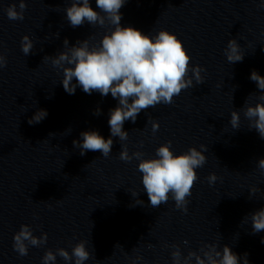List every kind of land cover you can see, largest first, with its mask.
<instances>
[{"label": "clouds", "instance_id": "clouds-1", "mask_svg": "<svg viewBox=\"0 0 264 264\" xmlns=\"http://www.w3.org/2000/svg\"><path fill=\"white\" fill-rule=\"evenodd\" d=\"M127 0H95L96 11L91 6L90 0H71L70 6L65 8L66 19L71 27L83 26L86 22L92 27H104L105 24L114 26L110 32L94 44L89 39L77 41L69 46L67 38L63 41V51L56 56H45L50 59L54 67L63 71L62 84L64 91L75 94L76 88L80 87L85 93L91 95L98 92L102 97L110 93L118 100V106L110 109L108 125L110 137L105 139L98 131H82L81 140H73V146L80 150L83 156L88 151H99L107 158L112 152L113 139L119 137L120 141L128 139V132L123 129L126 121L132 123L141 111L158 104L169 105L174 101L182 90L193 87V78L196 84H202L204 77L201 75L205 69L201 66H191V56L184 47L183 42L176 34L161 29L153 35H146L134 27H122V13L120 9ZM264 8V3L259 5ZM27 8L26 0H19V10L15 3L7 7L6 14L9 20L22 21ZM33 41L28 35L21 39V51L27 56L33 49ZM236 39H229L224 50L227 61L230 64L242 62L244 53L240 50ZM7 66V59L0 52V70ZM189 72L192 76H189ZM75 79V83L73 80ZM250 79L256 82L258 89L262 90L259 101L254 106L243 107L244 116L250 121L249 129H255L260 138L264 139V76L253 70ZM251 95V94H250ZM247 103V99L245 104ZM100 109L94 115H100ZM48 115L46 109H38L28 120L30 125L38 124ZM230 125L233 129L240 128V112L233 110L230 114ZM152 132L159 130V123L151 122ZM53 135V134H50ZM171 141L161 144L155 152V158H143L140 151L129 154L127 145H122L119 159L130 162L132 159L139 161L138 170L142 173V185L146 191L149 206L158 208L166 204L171 198L177 209L187 213V199L192 195V188L199 179L196 169L206 163L204 155L207 148L201 145L203 151L196 147H190L187 151L174 154ZM142 146V142H141ZM258 167L264 170V158L259 159ZM209 184L217 180L215 173L207 177ZM258 188L253 186L250 194H254ZM137 197L139 193H131ZM143 205L142 200L135 201ZM249 217V216H248ZM252 233L264 231V208L250 214ZM48 234L42 233L37 237L29 225H21L20 230L14 234L13 250L20 256L28 254V246L40 247L47 243ZM264 243V238H262ZM87 241L81 240L76 243L71 253L64 248H58L55 252L47 250L42 257V264H55L57 256L61 257L66 264L73 261L74 264H84L90 259V252L86 248ZM185 245L188 241L183 242ZM118 245V244H117ZM116 245V246H117ZM115 246V247H116ZM121 247V246H120ZM151 247V245H149ZM165 247H168L165 245ZM172 264H249L248 254L243 258L237 255L228 245L222 250L214 243L204 244L197 251H189L183 256L179 245H172ZM202 253V255L200 254ZM137 260L142 257L137 256Z\"/></svg>", "mask_w": 264, "mask_h": 264}]
</instances>
